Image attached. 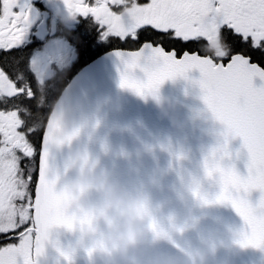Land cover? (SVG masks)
Listing matches in <instances>:
<instances>
[{"label":"snow or ice","instance_id":"snow-or-ice-1","mask_svg":"<svg viewBox=\"0 0 264 264\" xmlns=\"http://www.w3.org/2000/svg\"><path fill=\"white\" fill-rule=\"evenodd\" d=\"M62 3L69 19L84 22L75 35L85 49L94 42L113 48L123 65L121 89L143 98L166 81L199 73L193 83L225 130L224 144L213 148L203 165L207 177L218 178L219 191L203 202L230 205L245 226L242 246L264 250V84L254 85L264 82V0ZM32 15L29 0H0V264H37L51 230L72 227L56 209L47 130L36 127L60 87L67 56L38 67L17 51ZM213 39L226 51L210 54ZM236 138L247 152L246 175L225 164L231 160L229 140ZM253 193H259L255 204ZM57 251L71 264L70 253Z\"/></svg>","mask_w":264,"mask_h":264},{"label":"water","instance_id":"water-1","mask_svg":"<svg viewBox=\"0 0 264 264\" xmlns=\"http://www.w3.org/2000/svg\"><path fill=\"white\" fill-rule=\"evenodd\" d=\"M122 71L113 52L92 62L46 122L56 209L72 227L51 230L37 264H68L57 248L71 264H264V250L240 243L245 226L235 210L203 202L219 191L203 165L225 130L193 83L199 73L142 98L119 87ZM228 151L225 164L246 175L242 141L230 139Z\"/></svg>","mask_w":264,"mask_h":264},{"label":"flooded vegetation","instance_id":"flooded-vegetation-1","mask_svg":"<svg viewBox=\"0 0 264 264\" xmlns=\"http://www.w3.org/2000/svg\"><path fill=\"white\" fill-rule=\"evenodd\" d=\"M32 9V24L21 48L17 49L25 59L36 62L38 67H47L52 57L67 56V67L60 75V87L47 105L46 116L40 117L37 129L43 128L47 116L54 105L59 93L82 68L103 54L113 51V48L94 42L89 49H85L78 36L77 30L83 21H73L63 6L62 0H29ZM226 51L217 39H213L208 52L221 54Z\"/></svg>","mask_w":264,"mask_h":264},{"label":"clouds","instance_id":"clouds-1","mask_svg":"<svg viewBox=\"0 0 264 264\" xmlns=\"http://www.w3.org/2000/svg\"><path fill=\"white\" fill-rule=\"evenodd\" d=\"M214 54V53H213Z\"/></svg>","mask_w":264,"mask_h":264}]
</instances>
